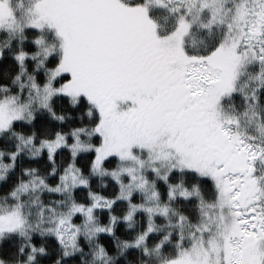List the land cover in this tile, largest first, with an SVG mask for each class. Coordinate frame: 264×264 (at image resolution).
Returning a JSON list of instances; mask_svg holds the SVG:
<instances>
[{"label":"snow or ice","instance_id":"obj_1","mask_svg":"<svg viewBox=\"0 0 264 264\" xmlns=\"http://www.w3.org/2000/svg\"><path fill=\"white\" fill-rule=\"evenodd\" d=\"M0 264H264V0H0Z\"/></svg>","mask_w":264,"mask_h":264}]
</instances>
